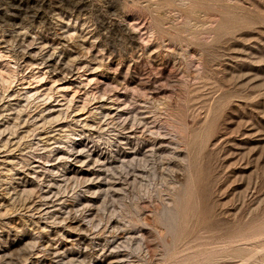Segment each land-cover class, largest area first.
<instances>
[{
  "label": "rangeland",
  "instance_id": "rangeland-1",
  "mask_svg": "<svg viewBox=\"0 0 264 264\" xmlns=\"http://www.w3.org/2000/svg\"><path fill=\"white\" fill-rule=\"evenodd\" d=\"M0 264H264V0H0Z\"/></svg>",
  "mask_w": 264,
  "mask_h": 264
},
{
  "label": "bare ground",
  "instance_id": "bare-ground-1",
  "mask_svg": "<svg viewBox=\"0 0 264 264\" xmlns=\"http://www.w3.org/2000/svg\"><path fill=\"white\" fill-rule=\"evenodd\" d=\"M20 34V33H19ZM16 35V34H15ZM67 71V70H66ZM67 72H69V70L67 71ZM70 73V72H69Z\"/></svg>",
  "mask_w": 264,
  "mask_h": 264
}]
</instances>
